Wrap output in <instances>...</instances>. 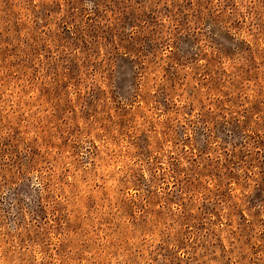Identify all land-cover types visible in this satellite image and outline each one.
Instances as JSON below:
<instances>
[{
    "label": "rangeland",
    "instance_id": "1",
    "mask_svg": "<svg viewBox=\"0 0 264 264\" xmlns=\"http://www.w3.org/2000/svg\"><path fill=\"white\" fill-rule=\"evenodd\" d=\"M0 264H264V0H0Z\"/></svg>",
    "mask_w": 264,
    "mask_h": 264
}]
</instances>
